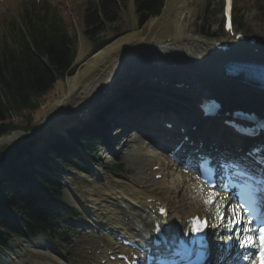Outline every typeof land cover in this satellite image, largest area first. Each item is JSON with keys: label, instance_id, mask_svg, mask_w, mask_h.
<instances>
[{"label": "bare ground", "instance_id": "bare-ground-1", "mask_svg": "<svg viewBox=\"0 0 264 264\" xmlns=\"http://www.w3.org/2000/svg\"><path fill=\"white\" fill-rule=\"evenodd\" d=\"M11 1L1 0L0 10L9 7ZM64 1L68 5V2L71 3L72 0ZM164 3L163 12L157 20L163 23L162 27L151 20L142 31L137 29L124 34L93 53L86 60L84 58H86L88 52L81 46L77 63L83 61L82 69L68 77L65 82L56 83L57 99L40 108L36 112V119H44L51 123L54 128H64V126L76 120L86 108H91L95 103L101 102L102 97L109 91L122 83L135 79L138 81L143 80V82H146L147 79H156L159 83L162 81L173 84L175 82L183 83L193 92L223 94L227 99L233 98L235 100L239 97L230 94L223 83L235 86L237 90L244 89V86H246L247 88L244 90L259 93L248 82L247 85L240 83L242 78H225L223 66L229 61L262 63L264 62V54L261 49H259L258 54H254V47L242 44L234 45L230 38H225L222 43L229 42L230 51L227 54H222L213 48V44L203 41L199 36L194 37L191 34L192 29L185 25V14L189 13L191 16L194 14L193 10L190 9L189 0H165ZM171 48L176 49L167 53V50ZM119 94L120 92H117L115 95ZM112 98L113 96L111 100L110 98H108L109 100L106 99V103L100 106L95 113L99 112L102 107L108 106L109 102L113 104L112 107H117L118 99ZM261 99L264 100V96ZM129 101L130 99H128ZM195 101L194 98L189 99L191 103H195ZM125 104L120 102L119 107L124 108ZM183 107H185L184 113L187 116L186 122L191 124L189 127L193 126L196 130L203 128L204 125L196 120V116L192 117L193 114L199 115L196 108H191L189 103ZM140 113L134 112L122 116L124 127L118 128L121 130L119 136L126 132L124 130L126 126H132L133 128L136 127L133 130L139 132L140 137L142 135L155 137L158 145L159 143L160 146L165 145L162 143L165 142L166 136L174 132L165 131L153 122L144 125V119L140 117ZM190 117L193 118V121ZM168 121L172 123L170 119ZM174 134L170 136L171 141L175 139L176 143H180L182 138L180 139L176 133ZM188 135L191 134L188 133ZM195 135L206 140L208 146L222 148L226 154L233 152L235 147L242 146L238 140L228 135L227 130L216 129V127L213 132L203 134L198 130L197 134H192L193 137ZM15 137L16 135L13 136V138ZM146 140L149 141V139ZM50 141L52 142L54 139L52 138ZM141 146L138 150L140 157L143 159L142 154L147 153L145 151L147 145L141 142ZM128 147V144L124 146V152ZM240 147H237V149ZM183 148H188V145H184ZM162 153L167 154V159L163 155L153 159L147 157L143 160L144 166L140 165L141 169L150 172L151 179H148L151 184L150 191H144V188L139 187L142 183L137 180H133L134 183L115 185L102 181V186L95 187L94 184L86 186V194L92 207L94 209L103 207L105 210V214H100V216L94 214L92 220L94 218L105 220V228L109 229L113 235L128 231L134 233L135 229L144 231L149 227L146 218L152 214V210L158 202L153 194L154 192L161 193L164 191L169 192L172 196H183L185 206L181 209L173 208L171 210L168 207L169 204L162 203L168 208L166 223L168 222L173 228L183 229L195 216H207L211 222L210 232L214 236L212 239L216 240L217 243H221V240L226 237L224 234L217 237V232H225L230 230L232 226V220L229 216L231 209L228 207L230 205H226L228 198L219 194L214 205L208 207L207 202L214 194L199 186L197 176L191 169H177L168 159L169 152L162 151ZM220 154L224 156L223 153ZM234 156L242 157L240 154ZM156 166L159 169L152 171V168ZM156 175H161L159 181H155L154 177ZM194 188H196V192L193 191ZM217 205L221 209V213L225 214L226 218L228 217L224 223L217 222V216L219 215L214 214ZM45 260L46 264H63L61 261L52 259L47 255H45Z\"/></svg>", "mask_w": 264, "mask_h": 264}, {"label": "rangeland", "instance_id": "rangeland-1", "mask_svg": "<svg viewBox=\"0 0 264 264\" xmlns=\"http://www.w3.org/2000/svg\"><path fill=\"white\" fill-rule=\"evenodd\" d=\"M97 1L98 0H72L71 3L68 2V5L64 3V0L46 1L48 7L57 11L61 22L66 28V32L72 42L75 52L79 53L81 46L88 52L84 60L90 57L95 50V52H97L105 45L113 42L124 34L137 30L134 24L138 22L137 16L130 0H113V11L115 12L113 16L114 22L107 23L103 20L99 27L101 30L100 33L94 36V38L88 37L86 35L87 28L84 25V13L89 6L93 3H97ZM189 1V5L191 6L190 9L193 10L194 14L191 16L189 13H186L184 22L186 26L192 29L191 34L194 35V37H201L203 41L209 44L219 42L222 38L220 31L222 0ZM30 3L29 0H19L17 1L15 7L17 9L15 11H8V13L3 12L0 16V45L2 44L1 38H5L3 34V30L5 29L3 28L4 21L12 15L19 20L22 7ZM234 7L238 30L243 31L246 36H256L258 39L257 48H262L264 51V0H235ZM4 9L5 8H2L1 10ZM162 12L163 9L161 13ZM160 16L161 14L152 18L150 17L144 24L139 26L140 30L142 31L146 28L151 20H154L155 23H158L160 27H162L163 23L157 21ZM232 43H234V45L240 44L238 42ZM7 44H9L8 41ZM235 48H237V46H235ZM174 49L176 48L167 50V53H170V51ZM118 63H120V61H118ZM82 64L83 61L81 63H74V74L82 69ZM58 82L61 81L58 80ZM55 85L42 96L39 106L36 109L32 111H22L15 115L13 114V116L7 118L6 121L8 122L11 119L15 125L19 126L17 127L18 130H32L30 134H34L38 137H40L41 133L46 132L47 129L52 130L54 126H52L51 123L49 124L48 121L44 119L37 120L35 115L40 108L57 99L58 94L55 92ZM223 85L227 89L230 87V85L224 83ZM246 88L247 87L244 86V89ZM228 91L230 94L236 95V92L239 90L233 91L232 89H228ZM74 125L75 123L73 121L71 124H68L69 127ZM16 136H18V134H16ZM21 136L22 135H19L18 139H20ZM140 147H142L141 142L135 137L132 142L129 143V147L124 154L118 158L112 159V157L109 156V152L101 153L100 157L97 159L99 163L94 167L96 170L91 171V173L89 172V175L82 174L64 166L62 168L64 174L60 176L61 182L64 185L62 200L66 205L74 209L69 212V215H73V217L62 220L63 225H56L53 233L54 235L51 237L40 236L36 239L29 240L16 237L12 238L7 249L0 250V264H46L45 255L52 259H57L63 264H89L90 257L87 255V251H93L95 248H98L96 239L94 236L87 237L83 235L81 229L78 227L75 228L73 225L65 229L64 224L71 221V223H80L81 226L90 225L92 222L89 220V217H93L94 214H99V216L100 214H105L103 207L94 209L92 204H90L91 201H89V197H87L88 195L86 194V186L90 184H94L96 187L102 186L103 182L115 185L131 183L133 180H137L142 183L139 187L144 188V191L151 190H145V188L151 185L148 182L151 176L147 175L149 171H145L143 168L141 170L140 168V165L144 166V159L140 157V152L138 150ZM145 151L155 154V151L151 147L147 150L145 149ZM146 154L147 153H145V155ZM147 155L146 157H148ZM109 157L112 159L111 163H107V161H105L106 159H104ZM114 165L119 167L117 168L118 173L108 171L109 167L113 168ZM153 195H156V197L163 202L170 203V207L172 208L181 209L185 207L183 203L184 199L181 195L172 196L169 192L166 193L164 191L161 193L154 192ZM98 220L99 218H97L96 221ZM82 229L86 232L87 228L83 227ZM72 239H74V241Z\"/></svg>", "mask_w": 264, "mask_h": 264}, {"label": "trees", "instance_id": "trees-1", "mask_svg": "<svg viewBox=\"0 0 264 264\" xmlns=\"http://www.w3.org/2000/svg\"><path fill=\"white\" fill-rule=\"evenodd\" d=\"M137 5L142 14L156 13L159 7L156 0H137ZM105 8L106 5H102L101 11L104 14ZM92 12L86 15L88 27L97 25V10L93 9ZM29 30L33 48L40 55L47 57L53 73L33 57L26 42L23 46L19 43L17 52L5 58L4 62L0 59V136L16 128L12 121L4 122L9 116L37 108L41 96L51 88L55 80L72 72L70 66L73 51L70 50V41L56 18L51 16L45 23H38L29 27ZM33 142V137L26 136L13 145L0 147L2 166L15 156L28 152ZM74 142L87 154L94 146L92 141ZM72 160L73 163L64 161L55 154H45L44 163H54V170H62V164L86 170L87 166L82 158L74 157ZM87 160L92 161L89 155ZM23 168L26 170L24 180L19 181L17 178L0 182V246H6L11 235L35 237L40 233L51 232L59 220V215H67L69 211L61 200L62 187L56 178L42 168L35 167L34 171ZM14 169L18 171L17 167L13 166L11 170ZM1 228L4 231H1Z\"/></svg>", "mask_w": 264, "mask_h": 264}, {"label": "snow or ice", "instance_id": "snow-or-ice-1", "mask_svg": "<svg viewBox=\"0 0 264 264\" xmlns=\"http://www.w3.org/2000/svg\"><path fill=\"white\" fill-rule=\"evenodd\" d=\"M233 211H235V210H233ZM233 219H235V217H233ZM236 223L238 224L239 222L236 221ZM207 227H208L207 221L201 222L200 220L197 219V220L193 221L192 231L196 234H200V233L204 232V230ZM257 239L259 241L260 247H259L258 252H257L255 264H264V229H261L260 235ZM254 245H255V242H253V245H251V246H254Z\"/></svg>", "mask_w": 264, "mask_h": 264}, {"label": "water", "instance_id": "water-1", "mask_svg": "<svg viewBox=\"0 0 264 264\" xmlns=\"http://www.w3.org/2000/svg\"><path fill=\"white\" fill-rule=\"evenodd\" d=\"M6 139V137L0 138V143L3 142Z\"/></svg>", "mask_w": 264, "mask_h": 264}]
</instances>
